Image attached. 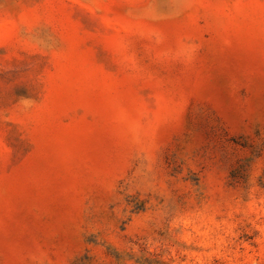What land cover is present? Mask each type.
<instances>
[{
	"label": "rangeland",
	"instance_id": "obj_1",
	"mask_svg": "<svg viewBox=\"0 0 264 264\" xmlns=\"http://www.w3.org/2000/svg\"><path fill=\"white\" fill-rule=\"evenodd\" d=\"M0 264H264V0H0Z\"/></svg>",
	"mask_w": 264,
	"mask_h": 264
}]
</instances>
